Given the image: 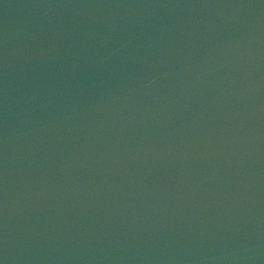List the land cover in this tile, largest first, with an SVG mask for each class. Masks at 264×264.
Segmentation results:
<instances>
[{
	"label": "water",
	"instance_id": "obj_1",
	"mask_svg": "<svg viewBox=\"0 0 264 264\" xmlns=\"http://www.w3.org/2000/svg\"><path fill=\"white\" fill-rule=\"evenodd\" d=\"M0 264H264V0H0Z\"/></svg>",
	"mask_w": 264,
	"mask_h": 264
}]
</instances>
